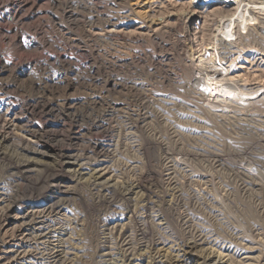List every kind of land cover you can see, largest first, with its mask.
Segmentation results:
<instances>
[{"label": "rangeland", "instance_id": "374dc122", "mask_svg": "<svg viewBox=\"0 0 264 264\" xmlns=\"http://www.w3.org/2000/svg\"><path fill=\"white\" fill-rule=\"evenodd\" d=\"M263 20L264 0H0V82L10 89L0 106L14 107L23 117V106L46 91L47 99L70 102L74 110L27 120L47 135L65 133L69 150L91 142L109 151L107 158L92 155L98 162L89 166H65L62 181L49 179L53 159L23 154L33 160L34 171L28 183L17 182L19 190L59 186L62 192L54 200L61 208L49 218L73 248L58 264H98L107 230L149 229L144 204L153 205L152 215L167 224L163 236L169 241L137 245L132 264L200 263L179 245L199 230L216 241L203 248L228 255L224 261L237 264L251 254L247 264H264V180L258 184L238 167L255 158L252 129L258 117L264 132ZM184 36L186 50L194 53L176 48ZM220 38L228 42L224 56ZM223 68L226 78L242 85L238 94L231 83L210 92L195 84L223 78ZM99 165L109 169L102 180L109 179V186L131 185L128 196L89 185ZM4 182L11 190L13 181ZM8 205L0 202V214ZM39 210L18 204L7 219L0 217V250L17 243L12 237L19 234L20 217L32 211L30 221ZM14 256L1 253L0 264Z\"/></svg>", "mask_w": 264, "mask_h": 264}, {"label": "bare ground", "instance_id": "6f19581e", "mask_svg": "<svg viewBox=\"0 0 264 264\" xmlns=\"http://www.w3.org/2000/svg\"><path fill=\"white\" fill-rule=\"evenodd\" d=\"M108 32H111V31H108ZM186 41L187 40L185 39V36H184L182 38V41H180L179 44H176V48H178L183 53H188L192 49L191 47L190 49H188V51L186 50L187 49ZM219 41H220L219 46H220L222 55L223 56L227 55V53H229L227 49V45H228L227 39L220 38ZM191 52L193 51L191 50ZM207 68L208 67H206V69ZM226 72L227 70L223 68L222 69L223 75H225ZM188 74H190V72ZM227 75H225L223 78H217L216 76L214 77L212 76V78L208 77L210 78L208 80L210 81L209 84L207 83L205 84L201 81H196L195 84L199 85L200 87L207 86L210 89L209 90L210 92V91H214L212 87L216 88L217 90V88H221L222 86L225 87L229 83H231V85L234 86L235 91L238 94L239 93L238 88L242 85L233 84L231 80L234 77L233 78L231 77L232 79L226 78ZM202 80H204V78ZM8 89L9 88L6 84H3L0 82V97H2L3 95L5 96L6 95L5 92H7ZM218 95H215V96H218ZM47 96H48L47 92L42 90L41 97H37L31 103L24 105L22 108L23 117H19L20 114L17 113L14 107H11L8 105L0 106V148H3L4 150L9 151V153L7 154L0 153V158L2 159V162L4 164L3 169L0 171V190L7 191L5 193H2V192L0 193V197H1L0 202H7L9 204L8 207L4 211L1 212L0 217L2 216H3L2 218L6 217L7 213L10 210H13L18 204L19 206H21V209L27 208V209L34 210L35 208H41V210L35 211L37 216H35L34 219L30 221H26V219L28 218L29 214L32 213V211L28 213V216L22 215L20 217V219L22 220V223L19 225L18 230H17L19 234L12 237L13 239L18 240L17 243L13 245H9L11 248V250L9 251L3 252V250H0V254L1 253L2 254H15L10 264H58L59 262L63 263V261L65 262V260L68 259L67 257H65L66 255L69 254L68 249L73 248L72 246L73 244L69 242V236L66 234L64 229H60V228L53 229V226H51V222L53 221H51L49 218L54 213L56 214L57 211L61 208L59 204L54 202V200H56V195L62 194V192L59 189V186L55 187V189L45 188L41 190L39 193L32 192V191L27 192V188L19 190V187H18L19 185H17V182L18 181L27 182L28 179L30 178L29 173H32L34 171L32 170V164L34 163L33 160L30 161L31 159L30 160L28 158L25 159L23 154L27 153V154H31L35 156H40L41 158L53 159V162H54L53 164L54 167L52 169L53 173L49 175V179L53 181H59V180L62 181L61 178L63 177H60V174L61 172L62 173L64 172L65 166H77L79 168H82L84 165L89 166L93 163L98 162L92 155H98L99 157H105V158L109 156V151L106 149L105 145L91 143V142H88L87 146H85L84 148H80V149L75 148V149L69 150L65 148L66 146H64V143H63L64 141L68 139V136L65 133L54 135V136L47 135L46 131L41 130L39 127L35 126L31 121L27 120L29 117H32L35 115L40 116L43 114L57 115L59 117H64L62 113L68 112L66 107H68L69 111H71V109L74 110V105L72 103L70 102L67 103L65 100H62V99L56 102H52V100L47 99ZM216 98H219V97H216ZM214 99L212 101H214ZM196 100L199 102L201 98L198 95H196ZM71 113L72 112H70V114ZM128 119L129 118H126L125 121H127ZM63 121L64 120L62 119V122ZM134 124L137 125L136 121H134ZM74 136H77V135H74ZM53 142H57V143H53ZM61 142L63 144H60ZM98 164H100V161ZM98 167H99V170L94 171V173H91L90 175V178L93 179V182L91 184L89 183L91 187H100L104 192L110 191V188H113L114 195L117 196V198L119 197L125 198L126 195L128 196L129 194L128 192L130 191L129 189L131 185H126V183H124L125 185L124 187L126 188L125 190L121 189L120 185H117L115 187L109 186V183H108L109 179L102 181L103 178L110 173L109 169L106 166L103 167V165H99ZM5 178L7 180L9 179L13 181L12 184L10 183L12 185L11 186L12 189L9 191H8V188H5L4 186H2L3 184L6 183L4 182ZM31 185L34 188L36 187L37 183L34 182V183H31ZM139 186L140 184H136L135 187L133 186L132 187L137 189V188H140ZM26 187L28 186L26 185ZM23 191H26V192H23ZM144 206L145 207H143L142 205V207L140 208H142V212L143 210L149 211L147 212L148 216H146L148 218V221H149L148 223L150 225L149 229L139 224L141 228L138 231L134 230L136 232H133L128 227L123 229L120 233H117V231L116 232L113 231V229L107 230L108 232L105 234L106 235L105 245L102 247L100 251L101 254L99 255V260L97 261L98 264H117L115 263V261L117 262L118 259L122 262V264H132L133 258L136 254L135 251H136L137 245L149 247L151 244H162L165 240L169 241L168 238L166 239L163 236V234L167 233V232L163 233V231H165L163 229L167 226V224L164 227V223L161 224L162 222L160 221L161 223L159 222L160 223L159 224L158 219H156V216L152 215L154 211L152 210L153 208L151 207L153 205L150 207L144 204ZM171 208H173V206L170 207L169 210ZM151 210L153 212H150ZM21 212L23 213V211ZM157 212L159 213V211ZM164 216L167 218L166 214ZM217 216L218 215H216V217ZM185 220L188 221L189 219H185ZM188 226L190 227L191 225H188ZM199 229H202V228H199ZM196 231L198 232V230ZM191 234L192 233L190 232L189 235ZM208 234H209L208 232L199 230V233L196 234V236L193 238L191 242L188 241L189 243L187 242V243L179 244L181 245L180 248H182L183 254L190 255V257L195 258L196 262L200 261V263L198 262V264H233V262L229 261L228 258L227 260L224 261L225 257L228 255L223 256L221 252L215 251L214 249H212L211 246L210 248L209 247L203 248V246L205 245H209L213 242L214 243L216 242L214 239H212L213 235L209 236ZM18 236H20V238H18ZM242 237L244 238L243 234H242ZM189 238L192 239V237H189ZM65 246H69V247L66 248ZM25 248H26V251L24 250ZM250 255L251 254H247V256L243 257L242 261L237 264H247V263L252 262L254 260V257H250ZM0 260H2V258H0Z\"/></svg>", "mask_w": 264, "mask_h": 264}, {"label": "built area", "instance_id": "2783aa9c", "mask_svg": "<svg viewBox=\"0 0 264 264\" xmlns=\"http://www.w3.org/2000/svg\"><path fill=\"white\" fill-rule=\"evenodd\" d=\"M259 122L260 118L258 117L254 120V126L252 129V135L255 143L254 147L252 148L254 153L252 154L255 155V158L250 164L245 160H242L240 165L238 166L242 174L246 175L248 178L253 179L254 182H258V184L260 181L264 180V136H261V134L264 135V132H262L261 127H259ZM242 128H244V126ZM257 143H260L261 146H263V149L259 150Z\"/></svg>", "mask_w": 264, "mask_h": 264}]
</instances>
